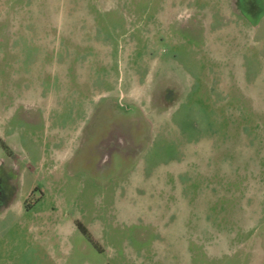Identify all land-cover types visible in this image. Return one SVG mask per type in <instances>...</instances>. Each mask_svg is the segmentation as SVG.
I'll return each instance as SVG.
<instances>
[{"label":"rangeland","instance_id":"374dc122","mask_svg":"<svg viewBox=\"0 0 264 264\" xmlns=\"http://www.w3.org/2000/svg\"><path fill=\"white\" fill-rule=\"evenodd\" d=\"M0 139V264H264V0H0Z\"/></svg>","mask_w":264,"mask_h":264},{"label":"crops","instance_id":"0c3cea01","mask_svg":"<svg viewBox=\"0 0 264 264\" xmlns=\"http://www.w3.org/2000/svg\"><path fill=\"white\" fill-rule=\"evenodd\" d=\"M22 65H26V62L24 61V63ZM31 65H33V64H31ZM39 93H40V97L38 98V101L40 103V101L43 102L44 100H46L45 109H46L47 115H48V113L51 112L52 101H53V98H54V97H49L48 95H53V94H46V93H44L42 91H39ZM52 143H53L52 144V153H53V152L57 151L58 141L56 140V141H54ZM1 149H2V147L0 146V150ZM3 153H4V150H3ZM25 172L29 173V170H27V168H25ZM34 188H35L34 185H31V187L28 189V192H27L28 196L31 193L32 189H34ZM14 192H15V197H14V200L12 201V203L10 204V207H12V209H14L15 211L16 210L20 211V210H22L23 203L21 201V198L19 200V193H20L19 188L17 187L14 190Z\"/></svg>","mask_w":264,"mask_h":264},{"label":"trees","instance_id":"16d2710c","mask_svg":"<svg viewBox=\"0 0 264 264\" xmlns=\"http://www.w3.org/2000/svg\"><path fill=\"white\" fill-rule=\"evenodd\" d=\"M0 146L2 147V149H4L5 151L9 152V148L6 146V144L0 139ZM82 232L84 234H86L85 230H82Z\"/></svg>","mask_w":264,"mask_h":264},{"label":"flooded vegetation","instance_id":"af4514ba","mask_svg":"<svg viewBox=\"0 0 264 264\" xmlns=\"http://www.w3.org/2000/svg\"><path fill=\"white\" fill-rule=\"evenodd\" d=\"M84 234V233H83ZM89 239V238H88ZM90 242V240H88Z\"/></svg>","mask_w":264,"mask_h":264}]
</instances>
